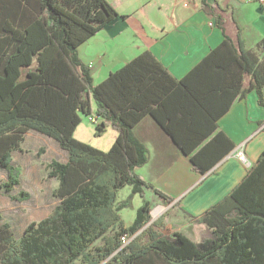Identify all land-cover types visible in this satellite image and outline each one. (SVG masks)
<instances>
[{"label":"trees","instance_id":"trees-1","mask_svg":"<svg viewBox=\"0 0 264 264\" xmlns=\"http://www.w3.org/2000/svg\"><path fill=\"white\" fill-rule=\"evenodd\" d=\"M201 6L224 38L181 80L144 52L95 85L77 50L125 17L105 0H0V168L7 178L0 189L7 195L20 185L11 158L28 132L53 139L67 154L65 163L48 164L47 176L58 182L52 212L18 237L0 224V264H264V151L246 177L196 219L208 233L195 244L164 229L167 214L150 224L144 190L165 205L172 198L136 174L150 161L133 134L143 118L205 174L234 148L217 132L232 102L255 91L264 108V39L249 51L237 29L233 43L220 10L204 0ZM81 115L95 120V137L107 128L116 133L108 151L74 138ZM127 187L129 195L119 199ZM135 196L141 206L126 225L120 212Z\"/></svg>","mask_w":264,"mask_h":264},{"label":"crops","instance_id":"crops-1","mask_svg":"<svg viewBox=\"0 0 264 264\" xmlns=\"http://www.w3.org/2000/svg\"><path fill=\"white\" fill-rule=\"evenodd\" d=\"M105 1L125 19L111 21L77 50L95 85L144 52H149L171 77L181 80L224 38L216 19L201 8L202 0ZM204 1L220 10L232 35L236 36L240 29L245 49H257L264 39V4L242 0ZM257 102L255 91H250L245 98H236L228 112L219 118L217 132H222L234 148L205 174L193 168L190 156L180 153L151 118H143L133 130L150 154V161L137 169L136 174L172 198L171 204L165 205L152 191L143 192L151 208L156 206L163 210L162 215L167 214L163 224L166 231L180 234L194 244L207 235V228L196 219L229 194L264 151V108ZM115 136L116 133L111 137L109 148ZM52 140L49 138L53 147L59 149ZM242 146L246 163L235 157L237 148ZM60 152L63 159L59 163H65L67 154ZM55 184L58 188L56 180Z\"/></svg>","mask_w":264,"mask_h":264},{"label":"rangeland","instance_id":"rangeland-1","mask_svg":"<svg viewBox=\"0 0 264 264\" xmlns=\"http://www.w3.org/2000/svg\"><path fill=\"white\" fill-rule=\"evenodd\" d=\"M225 25L226 35L236 44V36L232 35L228 26ZM246 82L248 83V80ZM80 117L81 123L74 132V138L93 148L97 147L101 152L108 151V146L112 142L111 137L115 135L114 131L109 128L105 134L95 138V124L89 122L88 118L83 115ZM51 143L49 138L30 131L25 135L24 142L21 143L19 150L11 158L13 167L19 170L18 180L20 185L7 195L0 189V216L2 218L0 224L9 225L10 230L17 237L24 232L30 223L43 220L58 205V200L53 197V192L57 188L55 180L49 178L47 174L49 173L48 164L52 160L61 161L63 154L59 149L54 148ZM6 182V172L0 168V186ZM129 192L130 190L127 187L120 192L119 199H125ZM20 193L28 195L25 201L20 198ZM9 197H15L17 200L9 199ZM140 206L141 199L135 196L131 207L120 212L125 224L133 222L135 212ZM159 210L160 212L156 214ZM150 214L151 220H156L163 214V210L153 206Z\"/></svg>","mask_w":264,"mask_h":264},{"label":"built area","instance_id":"built-area-1","mask_svg":"<svg viewBox=\"0 0 264 264\" xmlns=\"http://www.w3.org/2000/svg\"><path fill=\"white\" fill-rule=\"evenodd\" d=\"M244 2H256V3H259V5H263L264 4V0H242ZM91 123L95 122L94 119H88ZM243 146L242 147H239L237 148L236 152H235V157L241 162V163H246L247 160H246V157L244 155V152H243ZM125 243V241H123Z\"/></svg>","mask_w":264,"mask_h":264},{"label":"water","instance_id":"water-1","mask_svg":"<svg viewBox=\"0 0 264 264\" xmlns=\"http://www.w3.org/2000/svg\"><path fill=\"white\" fill-rule=\"evenodd\" d=\"M150 216H151V214H150ZM154 221H155V220H151L150 224H152ZM148 225H149V224H148Z\"/></svg>","mask_w":264,"mask_h":264},{"label":"bare ground","instance_id":"bare-ground-1","mask_svg":"<svg viewBox=\"0 0 264 264\" xmlns=\"http://www.w3.org/2000/svg\"><path fill=\"white\" fill-rule=\"evenodd\" d=\"M159 212H160V210L156 214H158Z\"/></svg>","mask_w":264,"mask_h":264}]
</instances>
